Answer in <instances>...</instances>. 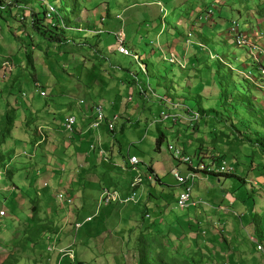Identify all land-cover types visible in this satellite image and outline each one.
I'll use <instances>...</instances> for the list:
<instances>
[{
    "label": "rangeland",
    "instance_id": "1",
    "mask_svg": "<svg viewBox=\"0 0 264 264\" xmlns=\"http://www.w3.org/2000/svg\"><path fill=\"white\" fill-rule=\"evenodd\" d=\"M70 1V3L66 2L68 5L66 12L61 14L66 24H68L66 14H73L71 10L74 3L73 0ZM76 1L78 4L76 15L71 16L69 30H66L69 33L66 36V44L64 46L44 41L33 33L31 27V16L33 13L41 15L45 7L50 9L52 4L58 6L59 0H20L21 8L16 10L18 11L15 14L16 19L9 14L4 20L0 19V124L3 128L0 130V139L1 133L4 132L5 134L3 143H0V161L1 163L4 162L3 165H0V168H2L0 170V191L3 190L4 185H7L5 181H8L7 186L10 189L13 187L12 182L19 187V191L14 193L8 190L7 192H0V212L4 211L5 213V216L0 218V264L9 261V264H44L40 261V249H44L50 255L51 261L49 264H79L78 262L82 258L87 260L85 264H109L107 262L114 256L110 254L115 251V246H113V249L109 247L108 250H111V253L105 254L107 246L102 243L101 248L97 249V255H94V259L91 256H82L83 254L81 253L83 251L88 252V250L83 245L80 246L78 244V238L82 235V231L79 233L81 228L76 229V225H81L82 223L76 224L73 230L68 231V234L71 233L68 236L71 246L68 248L78 252L77 259L74 256L75 262H72L63 256V253L59 252L61 246L56 245V235L59 230H54V224L57 220H51L49 217L39 218L35 215L37 221L32 223L34 213L31 208L36 203H32L34 199L29 200L27 197L24 200V207L29 210L28 214L24 213L23 209L17 211L18 202H15V199L20 195V190L23 189V185L18 181L17 167L20 161H27L32 165L29 173L31 176L34 175V170L40 167L39 164H41V162H36L35 156L38 155V161H41L40 153H43L42 155L45 154L44 147L51 141L46 135L45 141L36 154L32 143L35 144L36 141H40L42 138L35 135L33 131H28L29 137L24 139L26 141L31 140V142L29 141L30 144L28 143V147L25 149V145L21 143L17 136V130L14 129L13 136L9 132L4 131L7 128L11 129L12 122L8 124L7 118H11L13 124L17 125L15 119L18 118L23 120L22 122H26L25 116L30 117L32 114L39 113L54 124L57 129L52 126V130L58 132L59 138L65 142L64 133L71 137L64 128V121L68 114L75 115L77 127L80 124V118L85 119L83 115L90 116L92 114V107L99 100H102L106 116V113L109 112L120 113L121 108V111L125 112L126 101L129 96H132L133 103L127 104L130 110H134L138 103L140 107L143 104L142 110L138 113L133 111L129 124L119 120L115 124V133H109L105 127L103 128L107 132L101 130L100 138L101 142L103 139V144L105 145L103 148L105 150L103 151L106 158L108 153V158L110 159L111 151H113L114 158L111 159V166L104 159L99 161L98 175L107 172L105 169L112 167L111 170L114 172L115 177L127 176L123 169L129 163L130 157L135 156L139 162L138 169L143 174L147 173L144 169L146 166H152L159 180L165 185L166 191L163 199L170 203L172 208L178 209L175 199L171 198V189L177 182L169 172L170 166L172 163L179 166L182 175H184L185 171L182 165L174 161L173 153L169 151V146L179 147H177V137L174 132L167 129L173 122L162 121V113L164 112L170 114L171 117L181 119L184 115H187L182 110L186 106L188 109L198 112L201 115V118H199L200 125L207 127L208 119L206 120L204 116L206 114L205 111L216 110L214 107L218 104L220 106L221 102L218 100L219 90L225 91L227 89L225 93L232 100L236 96V88L230 86V82L239 85L241 76L246 77V75L251 74L256 79H259L260 76V68L254 60L255 57L247 52L246 49L237 47L236 42L228 36L230 28L228 24L232 21V18L233 20H238L244 27L249 41L259 47L260 53L264 51V20L263 17L254 16L253 10L255 8H249L247 14L238 18L237 16L240 15L239 11H243V8L238 5L237 0H228L227 4L221 2L222 8L218 11L215 21L206 24L207 29L205 30L199 28L201 23L197 19L191 20L192 27H194L193 31L189 22H184L182 19L179 20L181 17L187 18L188 12L192 13V5L195 4L193 0ZM196 1L198 5L197 11L202 12L206 11V5L208 8L211 7L210 3L213 0ZM214 1V7H217L216 0ZM158 3L162 5L164 13H167V15L160 14L162 7ZM222 13L223 16L226 15L225 18H222L223 21L219 19ZM107 15H109L108 18ZM21 16L25 18L23 22H20L19 18ZM47 19V22H49L50 18L48 17ZM103 19H106L104 23ZM82 22H84L85 26L81 28L79 25ZM19 23L24 24H22L24 34L28 38L24 34L21 35ZM157 25L160 29L163 25L162 36L156 31ZM122 29H124L126 36L125 41L132 52L131 57H125L117 51L119 44L116 35H119ZM79 31H87L81 34V37L85 40H82L79 38L80 35L76 34ZM189 35L193 37L189 39ZM203 37L206 39L204 42L205 54L200 53L202 46L199 41L201 42ZM172 42H174L176 53L180 56L184 54L187 48L193 49V57L191 56L192 58H190V55H188L189 59H185V62L182 61L181 57H176L177 60H181L180 62L185 66V70L169 64V59L171 58L168 49L170 48L171 50ZM193 47L197 49L196 54ZM135 55L140 57L141 61ZM146 56H150L154 63V68H150L148 75L145 72ZM217 60L222 61L226 68H222ZM260 64L264 67V61ZM140 70L144 74H141ZM135 76H138L139 85L135 84L136 86H132L130 82ZM220 78L224 80L222 81ZM226 78L229 80H226ZM259 80L261 81V88H258L257 84L254 86L252 81L251 85L249 83L246 85L247 81L242 83L244 87L248 86L247 88L253 90L254 101L257 100L255 101L257 105H253L254 109L242 114L237 111L236 115L238 118H233L228 113L226 116L228 120L233 118L231 120L235 124L246 120L251 130L264 133V80L261 78ZM141 85L149 91L148 94H140ZM229 86L230 88H228ZM40 93H44L45 96H41ZM164 99L166 101L160 102ZM167 99L175 103L173 105L181 103L177 105L181 109H175V112L169 111L170 107L166 103L168 102ZM78 100H84L86 105L84 107L78 106ZM73 111L77 112L74 113ZM175 113L178 114L174 115ZM93 116L94 114H92ZM214 117L216 116L211 115V118ZM255 119L258 122L261 121L260 126H256ZM223 123L218 125L212 120L213 126L211 127L212 134L210 138L214 140L216 137V143L220 145V148L224 151L229 149L236 160L227 158L229 153H222L226 156L224 155L225 157H223L220 154L219 157L226 159L227 163L233 166L235 161L237 163L238 161H244L243 164L239 165L240 169H238L235 177L221 180V187L224 188L227 195H230L222 200L225 207L224 210L236 213L244 222L253 220L252 223L258 229L257 236H260L259 233L264 234V213H260L262 211H260L261 208L259 206L260 202L264 204L262 199L264 195L258 194L259 196H256L253 188L254 183L246 181L245 178L247 176L250 180L254 178L249 175V172L256 174L255 171L260 173L264 171L262 170L264 169V154L257 147H253L250 142L239 141L240 136L235 135L231 127L232 130H228L225 125L226 122ZM214 129L215 131H213ZM237 130L244 135L246 134L249 139L252 138L254 141L257 139L253 133H245V129L240 125H237ZM207 137H209L208 134ZM237 137L239 140H237ZM159 139L165 140L160 144L161 152L157 150ZM212 148L216 149L215 143ZM188 153L190 156H194L193 151ZM244 155L249 158L247 159ZM115 161L116 165L113 166ZM4 166L7 168H4ZM11 179L12 181L10 182ZM32 180L33 177H30L29 181L35 187L32 190L34 192L40 186L35 185L34 182L36 180ZM257 180V188H261L264 183V176ZM245 182L248 183L245 184ZM206 188L203 186L196 187L193 189L192 195L196 196L200 192L203 193ZM154 189L161 191L159 185H156ZM211 191H213V188ZM217 191L212 193L211 196L213 198L218 196ZM26 196L33 198V195L29 192L26 193ZM205 200L209 204L213 202L211 199L206 198ZM253 201H256L258 207L255 206ZM52 204L53 206H61L57 199H53ZM132 206L130 204L128 208L130 209ZM92 209H94V206ZM148 212L153 217V212L149 208ZM135 213L139 221L138 227H145L153 222L149 218H144L145 211L142 207L138 208ZM221 216L224 218L223 226L229 228L230 220L227 219L228 217L223 212H221ZM176 228L181 230L179 225H175L173 229L176 230ZM218 228V230H221V227ZM207 229L208 236L210 234L215 235L214 229H212V232L210 228ZM219 234L222 235L221 232ZM219 234H217V241L221 243L222 239ZM242 235L244 238L247 237L244 234ZM138 237L140 239V236ZM167 238L170 241L176 240L170 236H167ZM178 238L182 243L179 248H177L176 244L171 245L168 241L169 239L160 241L159 236L151 237L147 240L152 244V248L156 250L157 254L159 249L164 247L166 252L160 251V254L166 263L176 260L177 264H225L223 262L219 263L215 259L213 262L210 261V258L206 257L202 251L191 247L189 241L183 242L182 240L189 239L184 233ZM205 238L207 239V236ZM143 241L145 239L141 238L138 244L136 239L132 246H129V244L128 246L136 252L144 251ZM243 246L244 255L242 257V255L234 254L236 260L242 259L245 264H249V258L256 260L262 255L261 253V255L258 254L259 252L256 246L252 244V241L245 240ZM100 250H103L102 253H100ZM79 251L81 252L79 253ZM121 255L123 254L119 253L114 256V259L120 258ZM134 255L137 258L140 256L139 254ZM126 256H123L124 259ZM263 256L261 257L264 258ZM123 264L129 263L125 259Z\"/></svg>",
    "mask_w": 264,
    "mask_h": 264
},
{
    "label": "crops",
    "instance_id": "2",
    "mask_svg": "<svg viewBox=\"0 0 264 264\" xmlns=\"http://www.w3.org/2000/svg\"><path fill=\"white\" fill-rule=\"evenodd\" d=\"M193 1L195 2V4L192 5L193 7L192 13L188 12L191 15L187 18L181 17L179 19V20L182 19L184 22L186 21L189 22L191 29H194V27H192L191 20H194L195 17L198 16L197 1L196 0ZM1 2L2 3H0L1 5L0 14H2L3 18L0 19L4 20L7 17V14L5 9L2 8L8 5L10 1L2 0ZM19 7L21 8V5H19ZM16 10H14L13 13L11 14V17L14 19H16L15 14L18 12ZM165 15H167V13ZM20 22L23 21L20 20ZM19 24L22 35L24 34V30L22 26L23 23H19ZM156 28H157L156 30L157 33H159V35L162 36L163 25L161 29L158 28V25ZM25 36L26 38H28L27 35ZM175 49L176 48L174 42H172L171 50L170 48L168 49L170 58L174 57L176 59V57H181L182 61L185 62L186 61L185 59H189L188 55H190V58L193 57L192 48L190 49L187 48V50L184 51V54L182 56L177 54ZM194 52L195 54L197 53L196 48H194ZM263 52L264 51H261L260 55H255L256 57L254 60L257 62V64L262 63L264 61ZM200 53H204V52L200 51ZM150 60L153 61L151 58ZM177 61L179 62L181 60L178 59ZM130 97L132 96H129L126 101L127 107L125 112H122L121 111L122 108L121 109L119 108L120 113L118 112L106 113L107 119L110 120L114 116H119V120H123L125 123L129 124L131 121L130 116H132L133 111L138 113L142 110L141 108L143 106L142 104V106L140 107L138 103V105L134 110H130L129 105L127 104L133 103L134 101V100L132 102L129 101ZM167 101L170 107L169 111L171 112H175L176 108H174L173 106H177L181 104L180 103L177 105H173L175 103L171 102V100L167 99ZM93 107H92V114H94ZM178 107H179L178 109H181L180 106ZM184 108L185 109L182 110L183 112H185V114H187L186 110H188V108L186 106H184ZM0 112H1V104H0ZM92 114L90 116L83 115L85 119H83L82 117L80 118L79 120L80 124L77 125L76 133L73 136L69 137L64 133L65 142L59 138L60 136L58 135V132L52 130V126L55 127L54 124H52L48 120V118L43 117L39 113L35 115L32 114L30 117L25 116L26 122H22L23 120H20L18 118L15 119L17 121V125L13 124V120L11 121L12 123H11L10 134L13 136L14 129L17 130L18 132L17 136L21 140V143L25 145V149L28 147L29 141L31 142V140L26 141V139H24L25 137H29L28 131L29 132L33 131L35 135L42 138L40 141H36L35 144L32 143L33 149L36 154H37V150L40 149V146L45 141L46 135L49 137V141H51L50 143L46 144L44 147L45 154L42 155L43 153H40L42 158L41 161H38V155L35 156V160H37L36 162L37 163L41 162V164H39L40 167L34 170L35 173L34 175L31 176V174L29 173V171L32 169V165L27 161L24 162L20 161L17 167L18 169L16 172H18V176H19L18 181L21 182V185H23V189H21L19 192L20 195H18L15 199L16 200L15 202H18L17 211L23 209L24 213L28 214L29 210H27L24 207V200H26L27 197L29 200L34 199L32 203L34 202L36 204L33 205V207L37 208L36 215L39 218L49 217V219L51 220L52 219H54V221L57 220L56 223L54 222L55 223L54 230L55 229L59 230L58 231L59 233L56 235L57 241H55L57 246L59 245L61 246V248L59 247L60 248L59 252L66 250L68 247L71 246L68 237L71 233L68 234V231L73 230L76 224L82 223L81 224L82 227L81 229H79V233L82 231V235H80V237L78 238L79 239L78 244H80V246L83 245L88 250V252L83 251L81 253L83 254L82 256H86V257L91 256L93 258L94 255H97L96 254L97 249L101 248L102 243H104V245L107 246L105 250V254H110L111 250L110 251L108 250L109 247L113 249V246H115L114 247L115 251L110 255L117 256L119 253L123 255H121V257L118 259H114L115 257L113 256V258L107 262L109 264H123V262H125V259L128 261L129 264H136L137 257L134 254H139L140 252L139 251L136 252L134 249H131V247H129L132 246L133 243H135L136 239H137V243L139 244L141 238L150 239L151 237L159 236L161 241L164 239L168 240L169 238H167V236H170L172 238L174 237L176 240L170 241L169 239L168 240L169 243L171 245L176 244L177 248H179L182 245V243L178 240L179 239L178 237L182 236L183 233L187 237H189V239L182 241L183 242L189 241L191 247H195L196 249L202 251V253L206 257L210 258V261L213 262V260L215 259V261L219 263L223 262L225 264H245L242 259L236 260L234 258V254H239L242 255L243 257L245 252L242 250L243 249L242 247H244L243 246L244 241L245 240L251 241V237H253L255 240L252 242V244L256 246V242H262L261 240H259L260 237H262L264 241V234L259 233L260 236H257L258 229L252 223L253 220L244 222L236 213L234 212L231 213L224 210L225 207L223 206L224 203L222 200L230 196L229 194L227 195L225 193L224 188L221 187V180H225L224 177L222 179H218L217 178L218 175L213 176V175L199 174L193 186V189L200 186L207 188L203 193L200 192L196 196L192 195L191 196L192 206L187 211H181L179 209L172 208L170 206L171 204L167 203L163 199V196L165 195V191H166L165 185L159 180L158 175L154 172L152 166L151 167L146 166L144 168L147 172L146 174H143L138 168L137 169L131 168L130 164L128 163L126 167L123 169L124 173H126L127 176H121V178L115 177L114 172H112L111 170L112 167H110L109 169H105L107 172L98 175L99 161H102L104 159V161L111 166L112 164L111 159L114 158V155H113V151H111L110 159L108 158V153H107V158L105 157L106 158L105 159L100 157V155L98 154L100 150H105L103 149L105 146L103 144V139L101 142V138H100V133H102L101 130H103L104 132L107 131L106 129L104 130L103 127H102L103 129L101 128L100 130L90 129L92 123L91 121H93L95 117V114L93 117ZM177 114L178 113H175L174 115ZM68 115H72V114H68ZM207 119H208L207 127L201 126L200 123L192 126L189 122L188 116L184 115L180 119V121L174 124L172 123L171 126H168L167 129L173 131L175 136L177 137V143H178L177 147L179 148H175V147L174 148L183 150L184 153L188 156H190L188 152L193 151L194 156L201 158L206 157L205 159L206 161H208L207 158L209 156L212 155L220 156V154L222 153L225 154L229 153L227 158L236 160L235 158H233V155H231V151L229 149L227 151H224L223 149L220 148V145L216 143L217 140L216 137L214 140L213 139L211 140L210 138L212 134L211 127L213 126L212 120L214 118H211V114H209L208 117H206V120ZM2 129L3 128L0 124V130ZM213 131H215V129ZM207 134L209 135V137H207ZM55 138L58 139L55 140ZM163 141L165 140L163 139ZM214 143L216 144V149L212 148V145ZM95 144H96V150L91 151L90 150L91 146ZM157 150L161 152L160 145L157 148ZM244 156L247 159L249 158L246 155ZM132 157H130V159ZM243 163H244L243 160L238 161V163L235 161L234 164L235 172L233 176H236L238 169H240L239 165ZM113 164H114L113 166H115L116 161ZM174 166L175 165L172 163L170 166V171L173 169ZM183 168L184 171L186 172L187 168L185 167ZM116 169L118 170V168ZM138 173L144 177H146L147 175H152L153 181L152 182L145 181L142 186L137 188L136 192H137L138 201L136 204H131L133 206L130 209L128 208L129 205H120V204L99 208L98 200L100 198L103 189H111L113 191H117L122 198H125L130 194L131 184L134 178L138 176ZM249 173H250L249 175H251L254 178L250 180V178H248L247 176L245 179L246 181L254 183L253 184V188L255 190L254 194H256V196H259L258 194L264 195V183L261 188L259 187L257 188V184H258L257 179H261L263 173L256 171H255L256 174H252L251 172ZM30 177H33L32 181L36 180L34 182L35 185L40 186L34 192H32V190H34L35 187H33L32 186L33 183L29 181ZM11 181L12 179L10 180V182ZM7 182L8 181H5V183L8 185ZM247 183L248 182H245V184ZM7 185H4L3 190H1L0 192L2 191L7 192L8 190L14 193L15 191H19L18 190L19 187L14 182H12L13 187L11 189ZM156 185H159L161 187V191H159L158 189H154ZM212 188L213 191H211ZM173 189L175 190L172 191ZM50 190H52V192H50ZM216 190H218L217 191L218 196L213 198L211 195ZM27 192L31 193L33 195V198L26 196ZM60 192H64L72 198V200L74 201V205L72 207H67V206L58 207L56 205L53 206L52 204L53 199H57L56 195ZM171 192H172L171 198L175 199V203H177L178 197L182 192V187L176 183L175 186L171 189ZM206 198L209 200L211 199L213 202H211L210 204L207 203L205 200ZM262 199L264 200V197H262ZM253 202L255 206L258 207L256 201ZM93 206L94 209H92ZM141 207L145 211L144 218H149V220H153L152 223L146 225L145 227L137 226L139 221L135 211ZM259 207L261 208L260 211H262L260 213L263 214L264 204L260 202ZM148 208L151 210V212H153V217L149 215ZM221 212H223L224 215L228 217L227 219L230 220L229 228L223 226L224 218L223 216H221ZM88 219H92V220L88 222ZM175 225H179V228L181 230H179L178 228H176V230L173 229ZM218 227H221V230H218L219 229ZM207 228H210L211 232L212 229H214L215 235L210 234L208 236ZM219 232H221L222 235H220ZM217 234L221 236L222 239L221 243L217 241L218 240ZM242 234L246 235L247 237L244 238ZM138 236H140V239ZM205 236H207V239L205 238ZM93 238L95 239V241ZM40 250H41L40 261L43 262L44 264H49L51 261V258L49 257L50 255L46 253L44 249L43 250L40 249ZM102 251L103 250H100V253H102ZM80 252L81 251H79V253ZM127 253L129 254L126 256ZM258 254L261 255L260 253ZM74 256L77 259L78 257L77 251H75ZM123 256H126L125 259ZM261 256H259V258H257L256 260H252L249 258L248 263L249 264L264 263V258H262ZM67 258L72 262H75V258L73 260L70 259L69 257ZM86 261H87L86 259L82 258L78 263H82V262L86 263Z\"/></svg>",
    "mask_w": 264,
    "mask_h": 264
},
{
    "label": "trees",
    "instance_id": "3",
    "mask_svg": "<svg viewBox=\"0 0 264 264\" xmlns=\"http://www.w3.org/2000/svg\"><path fill=\"white\" fill-rule=\"evenodd\" d=\"M19 1L20 0H11L10 3L8 5H6L2 9H5L6 14L11 15L14 10L20 8L19 7V5H20V2ZM218 1L225 2L226 4L228 3V0H216V3H218ZM66 2H69L70 3L71 1L70 0H59L58 6L52 4V8L54 10L53 13L49 12V8H47V7H45V9L43 10V12H42L41 15L33 13L32 16H31V20H32L31 27H32L33 33L36 34V35H38L41 39H43L46 42H49V43L54 44V45L64 46L66 44V36L69 33L66 30H69L68 28L70 27L71 16L72 15H76V8L78 6L77 1L76 0H73V3L74 4H73L72 10H71V11H73V14H71V15L66 14V18L68 19V21H67L68 24H66L65 21H63V19L61 17V16H63L61 14H63L64 12H66V10L68 9L67 8L68 5H67ZM237 2H238V5H240V7L243 8L242 9L243 11H239L240 12V15L237 16L238 18H241L244 14H247V10L249 8L250 9L255 8L253 10V13H254V16L255 17L258 16V17H263L264 18V0H237ZM0 3H2V2L0 1ZM210 4H211V7L208 8L206 6V11L208 9L212 8L215 5V1L213 0ZM221 8L219 9V11L221 10ZM239 10H241V9H239ZM206 11H202V12H199L198 11V13H197L198 16L195 17V19H197V21H199L201 23L200 24V27H199L200 29H206V24H208V23L211 22V21L205 22L203 20ZM49 15H50V20H49V22H47V20H48L47 18H48ZM190 15H191L190 13H187V17H189ZM220 15L221 16H220L219 19H221V20H222L223 17L225 18V16H226L225 14H224L225 16H223V13L220 14ZM108 17H109V15H107V18ZM0 18H3L2 17V14H0ZM24 20H25V18H24ZM78 20H79V18H78ZM102 21L104 23L106 21V19H103ZM233 21H236V22L239 23L238 20H236V19L233 20L232 19V21L229 22V24H228L229 27H230V25H231V23ZM65 26H68V27H65ZM79 26L81 28L84 27L85 26L84 25V22H82V24L79 25ZM89 28H91V27H89ZM193 30L194 29H192V31ZM122 31L124 32V29H122ZM240 31L243 34H246L245 33V30H244V27L241 24H240ZM84 32H87V31H79L76 34L80 35L79 38H81L82 40H85L83 37H81L82 36L81 34H83ZM191 37H193V36L191 35ZM125 38H126V36H125ZM116 39H117V35H116ZM205 40L206 39H204V37H203L201 39V42L199 41V43L202 46L201 49L204 52L203 54L206 53V49H205V45H204ZM125 47L127 49L129 48L128 45L126 44V41H125ZM208 53H209V51H208ZM135 56L141 61V58L140 57H138L137 55H135ZM105 59H107V58H105ZM217 61L219 62L218 64L222 68H226V66H224V64H222V61H220V60H217ZM145 63H146V65H145L146 66L145 72L147 73L146 75H148V72L150 71V68H154V63L150 60V56H146ZM169 64H171L170 63V60H169ZM171 65H173V64H171ZM258 65H259V68L260 69L263 68V66L260 63ZM173 66H178L182 70L185 69L181 65H178V64H175ZM91 71H92V69H91ZM141 74H144V73L141 71ZM241 74H243V73H241ZM248 75L251 77V79L253 78L254 80H256V82L254 83L253 82L254 80L253 81L250 80L248 78L249 77ZM248 75H246V77H243V76L239 75V76H241V79H239L240 80V84L239 85H235V84H233V82L232 83L230 82V86H234L236 88V96L232 100L229 98L230 96H227V94L225 93V91L227 89H225V91H223V90L220 91L219 90V94L220 95H219L218 100L221 102L220 103V106L218 104L216 107H214V108H216V110H212L211 109L209 111L208 110L205 111L206 114L204 116L205 117H208L209 114L216 116V117H214L213 120H214V122L218 123V125L221 124V123H223V122H226L225 125L228 127V130H230L232 128L234 130L235 135L240 136V140H239L238 137H237V140L244 141V142L245 141L250 142L253 147H257L264 154V133L258 132V131H255V130H251L249 128V125L246 123V120L245 121L242 120L238 124L233 123L232 120H231L233 118H238V116L236 115V112L237 111L240 114H242V113H245V112H248V111H252L251 109H254V106L253 105L254 104L257 105V103L255 102L257 100L254 101L255 98L253 97L254 96L253 90L251 88H247L248 86L247 87H244V85L242 83H244L245 81H247V83H245V84L247 85L249 83L251 85V83L253 82V85L254 86L257 84L258 85V88H261V85H260L261 81L259 80L261 78V72H260L259 79L254 78L251 74H248ZM137 78H138V76H135L131 80L130 84H132V86H136L135 84H138L139 85V83H138L139 81H138ZM227 79L228 78H226V80ZM220 80L223 81L224 79L220 78ZM230 86L228 88H230ZM37 88H39V86ZM148 92L149 91H147L143 85L140 86V94L141 95L144 94V93L145 94H148ZM164 101H166V99L161 100L160 102H164ZM80 102H82L83 104L80 105L79 104ZM99 102H102V100H99ZM166 103L168 104V102H166ZM223 104H225V105H223ZM77 105L80 106V107H84L86 105V102L84 100H78L77 101ZM95 105L96 104H94V106ZM263 110H264V107H263ZM93 111H94V107H93ZM186 111H187L186 113H187L188 118L189 117L190 118L193 117L192 115H194V114H198L199 115V118H201V115L198 112L196 113V112H194L191 109H188ZM93 113L95 114V112H93ZM227 113L229 115H231V117H233V118H231L230 120H228V117L226 116ZM165 114H167V113H165ZM6 121L8 122V124H10V122L12 121V119L11 118H7ZM178 121H180V120H178ZM199 121H200L199 119L197 121H194L193 122V125H197L199 123ZM255 121H256V124H257L256 126H260L261 125V123H260L261 121L258 122L256 119H255ZM237 125H240L242 128H244L245 129L244 130L245 133H249V132L253 133L256 136L257 139L254 141L252 138L251 139L247 138L246 134L244 135L242 132H238ZM243 126H245V127H243ZM4 131L10 133V129H8V128L5 129ZM222 135L225 136L224 133H222ZM4 139H5V134L3 132V133H1L0 143H3V140ZM162 142H163V139H159L157 145L159 146ZM223 157H225V156L223 155ZM217 158L219 160L222 159V157H219V156H217ZM3 164H4V162L1 163V161H0V165H3ZM4 168H6V167L4 166ZM1 169L2 168H0V170ZM262 170H264V169H262ZM261 173H263V176H264V171H261ZM233 175L234 174H232V175H220V176L218 175L217 178L218 179H222L223 177L224 178H233V177H235ZM31 210L34 213V216H33V219H32V223H35V221H37V219L35 217V215L37 214V208L36 207H33ZM259 240H261L263 242L262 237H260ZM143 242H144V244H142V245L144 246V251H140L139 255L141 253L142 254L139 256V258H137V264H177L176 260H171L168 263H166L164 261L162 255L160 254V251L166 252V250L164 249V247H161V249H159V252L157 254L156 253V250H153L152 244L150 242H148L147 239H145V241H143ZM262 242H259V243H262ZM166 254H168V253H166ZM9 263H10V261L9 262H6V263H3V264H9Z\"/></svg>",
    "mask_w": 264,
    "mask_h": 264
},
{
    "label": "built area",
    "instance_id": "4",
    "mask_svg": "<svg viewBox=\"0 0 264 264\" xmlns=\"http://www.w3.org/2000/svg\"><path fill=\"white\" fill-rule=\"evenodd\" d=\"M158 5L161 7V4L158 3ZM218 5L217 7H212L208 9L205 12L203 20L205 22L207 21H214L216 18V15L218 14L219 9L222 7L221 2L216 3ZM49 12L53 13L54 10L52 7H50ZM161 14H164V9L162 7ZM50 18V15L48 16ZM21 21H24V17H20ZM123 33V34H122ZM228 36L232 38L235 42L237 47L246 49L247 52H249L251 55L256 57L255 55H260L259 53V47L255 46V44L251 41H249L246 34L241 33L240 31V24L236 21H233L230 25ZM191 38V35H189V39ZM117 41H118V53L125 56V57H131L132 52L128 50L125 47V34L123 31L117 35ZM136 57V56H135ZM137 58V57H136ZM170 63L175 65H181V62L177 61L174 57H171ZM7 65V64H6ZM261 72V78L264 80V67L260 69ZM249 76V75H248ZM250 80H254L253 78L249 76ZM255 81V80H254ZM253 81V82H254ZM36 87H38L36 85ZM264 88V87H263ZM41 96H45L43 93H41ZM132 97H130L129 101H132ZM80 105L83 104L82 102L79 103ZM174 108L178 109V106H173ZM94 112L95 117L91 123L90 129L92 130H100L102 127H105L109 133L115 132V124L119 121V116H114L112 119H107V117L104 114V107L102 102H98L94 106ZM162 121H171L173 123L178 122L180 120L177 117H171L170 114L162 113ZM193 117H189V122L191 125H193L194 121H197L199 119L198 114L192 115ZM76 118L74 115H69L66 117L64 122V128L65 131L70 135L73 136L76 133ZM91 151L96 150V145H92L90 148ZM169 151L173 153L174 161L178 164L182 165L183 167L187 168V171L184 175L180 173V168L175 164L173 169L170 171L171 176L176 180L177 184L182 187V192L180 193L177 205L178 209L181 211H187L192 206V189L193 186L198 178L199 174H205V175H232L234 174V166L231 164H228L226 159L219 160L217 156H209L207 158L208 161H206V157H196V156H188L184 153L183 150L175 149L173 146H169ZM100 157L105 158L106 155L103 150H100L99 153ZM129 164L133 169H137L139 166V162L137 158L132 157L129 159ZM145 181H153L152 175H147L146 177L142 176L138 173V176H136L131 184V192L130 194L122 198L120 194L117 191H113L111 189H103L102 193L100 195V198L98 200L99 208L110 206V205H130V204H136L137 203V188L142 186ZM47 186V185H46ZM57 200L61 204V206H67L72 207L74 205V201L72 198L67 195L64 192H60L56 195ZM5 213L4 211L0 212V218L4 217ZM92 219H88V222H90ZM82 225H76V229L81 228ZM255 239L251 237V241L253 242ZM256 249L259 253L264 255V244L256 242ZM63 253L65 257H69L70 259H74L75 252L71 248H68L66 250L60 251ZM79 264H85V263H79Z\"/></svg>",
    "mask_w": 264,
    "mask_h": 264
}]
</instances>
